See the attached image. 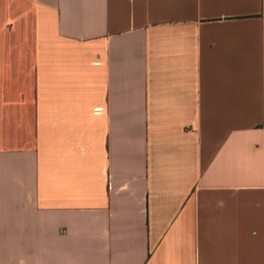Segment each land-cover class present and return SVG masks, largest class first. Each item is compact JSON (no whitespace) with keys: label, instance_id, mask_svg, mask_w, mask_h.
Segmentation results:
<instances>
[{"label":"crops","instance_id":"1","mask_svg":"<svg viewBox=\"0 0 264 264\" xmlns=\"http://www.w3.org/2000/svg\"><path fill=\"white\" fill-rule=\"evenodd\" d=\"M0 264H264V0H0Z\"/></svg>","mask_w":264,"mask_h":264}]
</instances>
